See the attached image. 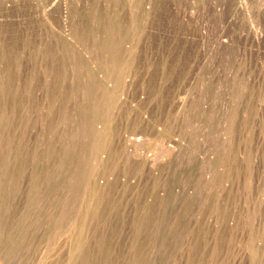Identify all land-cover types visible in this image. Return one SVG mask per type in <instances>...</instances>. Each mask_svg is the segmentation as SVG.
<instances>
[{
  "label": "rangeland",
  "instance_id": "374dc122",
  "mask_svg": "<svg viewBox=\"0 0 264 264\" xmlns=\"http://www.w3.org/2000/svg\"><path fill=\"white\" fill-rule=\"evenodd\" d=\"M0 264H264V0H0Z\"/></svg>",
  "mask_w": 264,
  "mask_h": 264
},
{
  "label": "bare ground",
  "instance_id": "6f19581e",
  "mask_svg": "<svg viewBox=\"0 0 264 264\" xmlns=\"http://www.w3.org/2000/svg\"><path fill=\"white\" fill-rule=\"evenodd\" d=\"M133 137H134V136H133ZM134 138H135V137H134ZM132 139H133V138H132ZM132 139H131V140H132ZM139 139H140V138H139ZM128 140H130V139H128ZM141 140H142V138H141ZM138 145H139V144H138ZM135 149H136V148H135ZM168 149H169V148H168ZM138 150H139V149H138ZM139 152H140V151H139ZM139 154H140V153H139ZM145 158H146V157H145ZM150 159H151V158H150Z\"/></svg>",
  "mask_w": 264,
  "mask_h": 264
}]
</instances>
